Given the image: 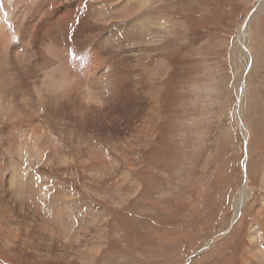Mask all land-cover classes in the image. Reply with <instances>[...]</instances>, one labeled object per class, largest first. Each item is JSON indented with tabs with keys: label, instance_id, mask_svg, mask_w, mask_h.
<instances>
[{
	"label": "rangeland",
	"instance_id": "rangeland-1",
	"mask_svg": "<svg viewBox=\"0 0 264 264\" xmlns=\"http://www.w3.org/2000/svg\"><path fill=\"white\" fill-rule=\"evenodd\" d=\"M34 1L0 0V8L10 20L18 2L27 7ZM260 1L149 0V6L139 8L135 0H99L96 19L111 9L117 17L97 21L95 41L79 49L66 44L58 52L50 50L61 89L62 79L69 77V90L54 117L62 126L47 132L48 137L42 130L22 139L16 132L10 136L15 163L35 173L51 196L50 213L32 199L36 221H45L39 228L40 245L61 246L63 233L70 232L73 259L91 246L98 249L90 264H110L107 259L112 264L264 262V12L252 18ZM117 4L123 9H116ZM130 20L138 22L131 28ZM5 22H0L4 86L11 75L1 56L5 42L15 37L13 25ZM244 29L245 53L238 41ZM81 48L86 49L79 54ZM21 51L26 52L23 45ZM125 54L129 60L119 86H89L94 73L104 86L101 74L111 58L119 66ZM41 64V73L49 71V63ZM8 87L0 88V96L10 93ZM31 90L23 101L41 104L36 87ZM2 114L0 122L7 112ZM24 141L27 148L16 154V144ZM33 144L41 160L33 159ZM6 160L0 149V166ZM9 174L2 171V184L8 183ZM58 184L68 191L62 205L54 202ZM242 190L247 197L237 211ZM20 200L21 195L17 204L26 210ZM1 214L15 220L18 232L11 234L16 238L10 248L0 243V264H73L30 249L32 240L22 229L15 204H6ZM83 224L92 226L86 234ZM251 231L257 233V247L251 244ZM79 236L88 242L75 249L72 239Z\"/></svg>",
	"mask_w": 264,
	"mask_h": 264
},
{
	"label": "bare ground",
	"instance_id": "bare-ground-1",
	"mask_svg": "<svg viewBox=\"0 0 264 264\" xmlns=\"http://www.w3.org/2000/svg\"><path fill=\"white\" fill-rule=\"evenodd\" d=\"M40 1L41 0H35L34 4L27 7L23 6L21 3L18 2L20 7L15 6L12 9L13 15L9 17L10 20H7L8 17L5 15L4 9H2V7L0 8V22L7 21L5 22V24L11 23L13 25V30L15 32V37L5 42L4 50L1 56V60L3 61L5 69L11 75V82L6 84V86H4L3 84V82L5 81L4 75L3 74L0 75V88H2V90H5L7 86H9L8 89L10 90L9 94L6 93V95L2 94V96H0L1 97L0 115H4L2 113L7 112L6 117L2 116L3 120L0 122V149L3 152L4 156H6L7 158L6 160L7 163L3 166H0V195L4 194L5 192L8 193L7 199L3 198L2 200H0V243L5 248L6 247L10 248V246H12L11 242L16 237L11 239V234L18 232V230L14 227L15 220L9 219L7 215L1 214V211L6 204L8 205L15 204V207L19 206L17 204L18 203L17 200L21 195L24 201H28L30 198L31 200L35 199V203L40 202L42 204L41 208L42 209L47 208L46 211L50 213V210L48 208L49 206L48 199L51 196L49 195L47 186L43 185L41 182L38 181L39 178H37V175L35 173L22 169L20 166H18L17 163H15L12 156V152H13L12 149L14 146L12 141L13 138H10L11 134H13L14 132H16L15 137L17 139H22L26 137L29 133H31L32 135V133L34 134L36 131H41V130H42L41 132L45 133L46 136L48 137L47 132L50 133L53 131H58L59 130L58 127H60L58 125L62 126V124L57 123L54 120V117L58 113V112L56 113V106L65 96L66 90L67 92L69 90L66 89V84L69 80V77L67 74L66 76H64L62 80H65V87L64 89H61V87L59 86L60 84H58L57 82V78L61 74H59L54 70L55 67L53 68V66L55 65V63L51 59V54L49 52L50 50L55 51V49H57L58 52L59 47H63L66 44L68 45V47H73L75 49H79V45L81 47H84V45L87 44L89 45L95 39V37L100 34L97 21L102 22V19L104 17L111 18L113 20L116 16L114 10L111 9V10H106V12L103 11L102 13H100L101 18L96 19L94 13L99 9L100 6L99 0H93L89 4H84V0H73L72 3H69V1L71 0H49V3H43V1L45 0H42V3ZM63 1L65 2L63 6H61ZM51 2H53V5H51ZM135 2L138 4L139 8L149 6L150 3L149 0H135ZM67 6H69L70 8L68 9ZM115 7L116 9H123V4L117 5ZM263 12H264V1H260L256 6L254 13L252 14V18L258 17ZM130 21L131 22H129V26L131 28L133 27V24L136 25L138 22V20H130ZM2 27L3 24L0 25V28ZM73 31L74 34L72 35ZM247 38H248L247 29H244L243 31L240 32L238 37V41L243 42L241 46L242 47L241 49L243 50L241 51L243 53L247 51L246 50L247 44L245 42ZM38 40H41V45L37 47L36 42ZM99 40H101V38ZM15 41L19 43L17 42L15 43ZM240 42L239 44H241ZM22 45H23V50H26L25 53H22L21 51ZM34 45L36 47H34ZM37 49L39 50L38 52L39 55L37 54L39 61L36 60ZM81 49L82 51L80 50L81 52L79 54L83 53L86 48L84 49L81 48ZM44 52L45 55L42 57V59H40V54ZM246 59L248 62V55H246ZM60 60L65 69L61 57ZM128 60H129L128 54L127 55L125 54V56L121 61V65L119 64V66H117V63L113 56V58H111L109 62V68L107 72L101 74L102 75L101 77L106 79L105 85L104 86L101 85V81L99 79L98 74L94 73L87 80L88 84L90 83L89 86L92 87L91 84L97 86L98 84L99 86H101L102 90L108 89V83L110 84L111 87L119 86L121 82L118 80V78L122 80L123 69L126 67ZM41 62H43V64L44 63L50 64L48 66L50 67L49 71L44 73L40 72L38 68V64L39 63L41 64ZM161 65L162 64H160L159 67ZM119 74L122 77H120ZM141 78L142 77L139 76L138 79ZM35 87L38 91L41 104L35 105L31 99H25L23 101V96L28 94L31 89L35 90ZM241 89L243 91V87ZM44 92L50 97L49 100L45 99L43 94ZM9 98L10 101L9 103H7ZM86 99L87 96H85V100ZM133 99H134L133 101L137 102L135 97ZM139 100H142V97H140ZM109 110H111V108H109ZM21 125L22 127H20ZM67 131L72 132V129H68ZM27 146L28 145L26 144L25 141L23 143L16 144L15 153L18 154L22 149L27 148ZM31 147L35 148L36 146L35 144H33V146ZM35 158H37L38 160L42 159V155L40 151L37 150L36 148L33 159ZM6 170L10 172L9 174L10 180L8 181V183L2 184L1 173L2 171H6ZM18 178L20 179L18 180ZM246 191L247 190H242L241 194L243 195V193H246ZM246 197L247 196H244V199H240L239 196L237 197L236 199L237 211L240 210V207L244 203ZM37 199H39V201ZM30 208L32 209V207ZM31 209L26 210L24 214H21L20 211H16L17 216L20 219V223L24 224L23 225L24 228L22 229L26 233L30 234L32 240V243H30L29 245L30 249L33 247L35 253L39 254L40 257L47 259L54 258L59 261L68 260L73 264L74 262L80 264L91 263L92 258L94 255H96L98 249L95 248L94 246H91L83 256H78L77 258L73 259L72 257L73 254L71 256L69 254L72 253L71 252L72 250L70 249V246L67 244V238H70L71 236L70 232L63 233L65 243L61 246H58L57 244L50 245L44 242H41L40 245V241H38V238L40 236V234H38L40 231L39 228L41 229L42 224H44L45 221L42 220L41 223H38ZM56 223L58 225L61 224L58 219H56ZM64 226L60 228L61 232H63L66 229ZM91 227L92 226L86 224H83L81 226L82 231L85 234L86 232L89 231ZM249 235L252 246L257 247L258 239L256 236L257 235L256 231H254V233L251 231ZM72 241H73L72 247L75 246V249L81 248L82 242L85 245L88 242V240H84V238L82 239L81 236H79V238L73 237ZM255 256L259 257V259L262 257V255L261 254L259 255V253H257L256 251H255ZM107 261L108 263L111 262L110 264L114 262L113 259L111 260L107 259ZM253 264H264V262L262 261V259H260L259 261H257V263L255 261V263Z\"/></svg>",
	"mask_w": 264,
	"mask_h": 264
},
{
	"label": "crops",
	"instance_id": "crops-1",
	"mask_svg": "<svg viewBox=\"0 0 264 264\" xmlns=\"http://www.w3.org/2000/svg\"><path fill=\"white\" fill-rule=\"evenodd\" d=\"M152 2L153 1H155V0H151ZM118 5V4H117ZM138 14V13H137ZM68 178V177H67ZM58 187H57V189L60 191V193L58 194V196H57V199L56 200H54V202L55 203H59V205H62V203H64L66 200H67V194H68V191L66 190V187H63L64 189H62V187L61 186H59V184L57 185ZM58 191V192H59ZM65 200V201H64ZM29 201V202H28ZM28 201H24L23 200V198H22V201L20 200V202H22L21 204L22 205H24V206H26V210H28V209H31L30 207H32V200L29 198V200ZM27 202L30 204V207H28L27 206ZM16 208V211H20V212H26V210H22L21 211V208H20V206H16L15 207ZM88 209V208H87ZM32 210V209H31ZM60 211H62V209L60 210ZM32 212H33V210H32ZM89 212H91L90 210H89ZM93 213H94V211H93ZM34 214V213H33ZM54 214H55V212H54ZM56 216H57V214H55Z\"/></svg>",
	"mask_w": 264,
	"mask_h": 264
}]
</instances>
